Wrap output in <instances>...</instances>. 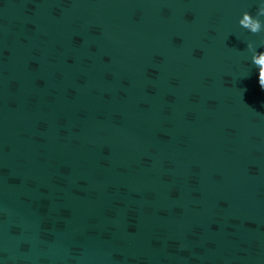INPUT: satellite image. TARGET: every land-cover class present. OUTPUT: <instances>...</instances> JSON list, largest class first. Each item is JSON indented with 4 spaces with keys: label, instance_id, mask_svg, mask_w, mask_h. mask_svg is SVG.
Wrapping results in <instances>:
<instances>
[{
    "label": "water",
    "instance_id": "1",
    "mask_svg": "<svg viewBox=\"0 0 264 264\" xmlns=\"http://www.w3.org/2000/svg\"><path fill=\"white\" fill-rule=\"evenodd\" d=\"M261 4L0 0V264H264Z\"/></svg>",
    "mask_w": 264,
    "mask_h": 264
},
{
    "label": "clouds",
    "instance_id": "2",
    "mask_svg": "<svg viewBox=\"0 0 264 264\" xmlns=\"http://www.w3.org/2000/svg\"><path fill=\"white\" fill-rule=\"evenodd\" d=\"M258 16H264V4L260 5L259 11H258ZM243 17L245 19L249 20L250 24L252 23V20L254 19L253 16L251 14H249V13H245L243 15ZM256 20L258 22L255 23L250 29V32L253 33V34L258 33L259 29H260V20L259 19H256ZM240 24H241V22H240ZM262 56H264V53H262ZM260 62L264 63V59H262ZM259 84H260L261 88L264 89V74L259 75Z\"/></svg>",
    "mask_w": 264,
    "mask_h": 264
}]
</instances>
